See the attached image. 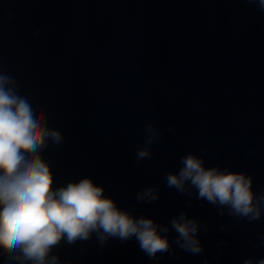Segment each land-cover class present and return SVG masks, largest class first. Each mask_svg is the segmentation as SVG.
Masks as SVG:
<instances>
[{"label":"water","instance_id":"water-1","mask_svg":"<svg viewBox=\"0 0 264 264\" xmlns=\"http://www.w3.org/2000/svg\"><path fill=\"white\" fill-rule=\"evenodd\" d=\"M0 68L21 95L36 94L48 126L64 136L42 152L54 187L89 176L135 216L167 224L185 211L210 226L199 233L200 255L173 244L175 254L153 261L135 238L109 239L101 249L93 235L54 249L62 264H202L205 257L210 264H243L264 257V247H256L264 217L254 223L221 217L195 195L189 208L164 178L191 151L206 167L252 175L254 192L264 190V12L255 4L0 0ZM149 122L163 135L151 146L152 158L137 164ZM152 185L159 200L138 203L136 192ZM175 236L170 230L169 241ZM0 264H8L6 255Z\"/></svg>","mask_w":264,"mask_h":264},{"label":"clouds","instance_id":"clouds-1","mask_svg":"<svg viewBox=\"0 0 264 264\" xmlns=\"http://www.w3.org/2000/svg\"><path fill=\"white\" fill-rule=\"evenodd\" d=\"M247 2L264 12V0ZM168 132L174 134V125ZM144 133V146L135 153L137 164L152 158L151 146L163 135L155 122L147 123ZM50 142L62 144V132L48 126L36 94L21 95L16 79L0 68V255H6L8 264H62L54 249L62 242H87L93 235L101 249L109 239L135 238L153 261L175 254L173 244L190 255L204 252L199 233H208L210 226L185 211L167 224L135 216L106 196L103 186L89 176L54 187L50 163L42 156ZM179 164L178 171L166 172L164 178L168 188L188 198L189 208L195 195L197 201L215 206L221 217L248 223L264 217V190L254 192L252 175L219 165L206 167L204 157L191 151L180 157ZM159 198L155 185L135 194L138 203L152 204ZM170 230L176 233L171 242ZM218 230L225 232L227 226L221 223ZM256 247H264V233L259 234ZM202 264H210L207 257ZM243 264H264V257L249 256Z\"/></svg>","mask_w":264,"mask_h":264}]
</instances>
